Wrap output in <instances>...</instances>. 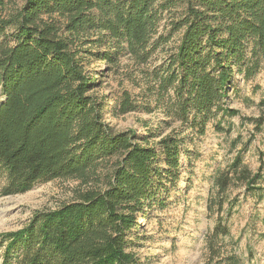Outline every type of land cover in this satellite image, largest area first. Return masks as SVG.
Returning <instances> with one entry per match:
<instances>
[{"label": "trees", "instance_id": "16d2710c", "mask_svg": "<svg viewBox=\"0 0 264 264\" xmlns=\"http://www.w3.org/2000/svg\"><path fill=\"white\" fill-rule=\"evenodd\" d=\"M179 35L148 73V96L184 131L203 134L225 112L234 74L251 80L264 69V0H0V196L59 178L79 183L71 202L0 235V264H138L128 234L179 182L185 137L171 132L157 150L147 143L158 134L139 143L130 131L112 133L87 67L123 55L145 64ZM102 45L107 52L93 53ZM114 102L116 117L138 110L127 92ZM226 233L217 225L212 238Z\"/></svg>", "mask_w": 264, "mask_h": 264}, {"label": "rangeland", "instance_id": "374dc122", "mask_svg": "<svg viewBox=\"0 0 264 264\" xmlns=\"http://www.w3.org/2000/svg\"><path fill=\"white\" fill-rule=\"evenodd\" d=\"M23 1L14 0L18 6ZM169 21L166 15L159 32ZM179 39L180 35L156 49L145 64L123 55L115 66L92 58L87 67L97 79L96 95L107 98L104 118L112 133L130 131L139 143L150 133L158 134L147 143L158 150L154 144L161 138L182 132L189 154L190 160L180 158L179 182L167 185L160 205H153L148 219L140 218L139 228L128 234L127 251L138 264H215L225 255L235 256L239 264H264V69L251 80L234 74L222 106L225 112L213 114L203 134L184 131L156 106L155 94L148 96L150 85L145 82ZM107 50L102 45L93 53ZM123 92L138 110L116 117L114 101ZM143 106L151 111L145 112ZM229 110L233 113L225 114ZM242 173L243 181L239 180ZM254 178L256 183L251 185ZM78 189L76 180L59 178L38 183L23 194L0 196V235L19 231L36 213L52 212L71 202ZM217 225L225 226L227 233L213 240ZM3 251L0 245V262Z\"/></svg>", "mask_w": 264, "mask_h": 264}]
</instances>
